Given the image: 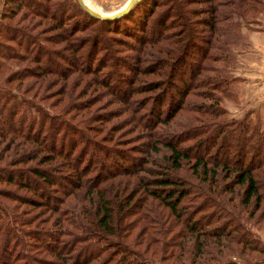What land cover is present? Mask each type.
I'll return each instance as SVG.
<instances>
[{
	"label": "trees",
	"instance_id": "16d2710c",
	"mask_svg": "<svg viewBox=\"0 0 264 264\" xmlns=\"http://www.w3.org/2000/svg\"><path fill=\"white\" fill-rule=\"evenodd\" d=\"M156 1L140 0L123 16L104 20L90 15L76 0H57L55 10L47 13L40 11L47 5L38 0H7L5 13L8 7L15 4L17 8L42 18H53L56 29L62 32L54 35L58 43H68L74 53L82 51V59L86 58L85 66H78L80 71H76L92 73L97 83L111 95L114 94L116 101L126 102L128 111L132 112L133 123L137 129H144L148 139L146 144L134 149L111 146L102 137H96L103 130L95 128L94 133L85 122L76 120V116L70 119L62 112L50 114L49 110L38 106L39 116L50 120L52 126L50 133L53 140L41 141L38 133L32 136L25 132V127L29 129L25 122H14L16 115L23 119L15 106L20 101L16 93H11L9 87L0 83L3 86L0 90L5 93H0V126L3 127L0 128V136L16 140L15 149L26 157L24 164L38 161V167L30 173L16 171L18 175L15 178L11 173L5 174L0 166V183L18 184L20 188L32 191L40 198V208L46 209L45 213L49 212L47 220L51 221L50 225L41 220L29 227L33 224L31 218L20 215L0 199V264H159L163 260L167 264H264V238L252 231L246 219L230 214L222 202L227 200L224 195L227 191L234 194L245 191L243 205L249 206L252 198L258 204L263 202L264 157H260L264 153V132L246 121L240 125L239 133L230 130L226 123H215L224 114V110L216 106L220 98L211 94L221 84L216 81L217 78H212L208 82L209 88L201 92L212 101L210 105L194 107L187 104V97L194 95L199 86L206 85L201 79V73L206 68L204 62L212 59L223 62V67L227 65L234 57L232 46H237V38L242 40L243 37L236 32V20H243L244 25L249 17L258 20L264 0H202L209 3L206 10L208 18L201 23L195 19L196 24L207 28L208 35L202 38L205 47L194 44V24L190 25L189 14H184L182 0H162L169 2L173 14L151 22L147 14L151 15ZM61 15L70 21L68 25L63 23ZM3 23L0 22V36L8 40L10 51L5 53L1 48L0 58L3 60H0V69L2 63L10 66L13 64L11 61L25 60L32 62L35 71L40 74L56 72V76L60 77L76 72L63 66L59 60V55L63 53L58 55L59 51L48 47L43 38L36 34H23L25 41L22 43L21 37L16 40L11 31L5 33L7 29ZM5 23L8 24L7 21ZM92 24L93 27L95 24L100 27L95 36L93 34L82 45L72 42L76 33L88 30ZM165 28L172 30L159 37L165 41L159 45L155 41L156 36L162 34ZM147 29L148 37L145 33ZM104 30L125 35L124 40L118 36H114L113 40L123 43L126 48L137 49L147 44L156 46L157 52L172 58L171 63L176 62L180 54L176 55V51H183L188 57L189 50L194 49L200 55L193 65L188 64V71L179 70L177 63L174 67L167 60L158 61L155 70L152 68L153 73L156 71L160 75L159 83L153 90L162 89L164 92L151 99L149 96L141 103L133 97L148 92L136 84V75L142 67L138 61L132 64L126 58L127 65L124 57L117 56L118 47L115 45L119 44L114 41L113 44L107 43L110 37L105 36ZM230 32L233 35L230 36ZM20 39L21 43H18ZM13 42L22 46L24 52L12 48L9 43ZM98 49L99 52L104 49L102 56L97 57ZM76 57L74 60L78 62ZM120 66H125L128 74L119 75ZM178 71L179 83L171 82L169 85V78L175 81ZM212 73L216 75L213 69ZM168 74L171 76L168 77ZM121 76H126V80ZM123 81L127 84V94L121 92ZM173 87L177 94L169 90ZM25 99L21 103H36L30 102V98ZM186 107L194 112L192 126L170 134L188 121L185 115H181L180 124L175 119L177 113ZM196 122L199 124L195 125ZM6 123L9 124L8 129L5 128ZM61 132L67 136V146L64 142L57 143ZM234 139L241 141L243 149L239 164L234 163L236 160L230 162L212 155L216 146L232 144ZM192 141L203 147V151L189 146ZM252 143L257 146L260 156L257 157L258 164L254 165L245 162L248 146ZM158 155H163L166 162L161 164L153 159ZM192 158L196 161L193 164L194 180L186 174L189 170L186 165H190ZM184 170L186 172H182ZM222 173L226 175L224 180ZM233 173L235 176L228 182ZM236 185L244 189H237ZM131 187V194L125 192ZM56 189L59 191L56 192ZM81 190L86 194L89 207L71 205L70 197ZM53 192L60 193L63 201ZM156 207L162 209L160 216L163 219L160 221L153 215ZM52 225L55 230L50 229ZM137 227L144 230L146 243L137 242L132 236ZM155 242L160 243V261L154 257L156 252L150 250L152 247H148Z\"/></svg>",
	"mask_w": 264,
	"mask_h": 264
},
{
	"label": "rangeland",
	"instance_id": "374dc122",
	"mask_svg": "<svg viewBox=\"0 0 264 264\" xmlns=\"http://www.w3.org/2000/svg\"><path fill=\"white\" fill-rule=\"evenodd\" d=\"M38 1H41L43 2V4L47 5V7L40 10L41 12L47 13L55 10L54 6L56 5L57 0ZM61 1L62 0H60V2ZM88 1L92 6L98 8L101 13H110L121 8L127 0ZM182 1V4L181 2L180 4L182 10L184 11V14H189L190 25H192V22L194 24V26L192 25V28L194 27L193 32H195L196 37L194 39V44L205 47V43L202 41V38H204L205 36L207 37L208 31L204 25L196 24V19H199L198 21L200 23L203 22L204 19L207 20L208 13H206V10L209 3L202 0ZM6 4L7 0H0V22H4L2 25H4L7 29H4L5 33L11 31V34L13 36H16V40L21 37L22 43L25 41L23 34H36L37 37L43 38L42 41H45V44L48 47L53 48L54 50H56V52L59 51L58 55L60 53H63L62 55H59V60L61 61L63 66L69 67V70L76 71L79 70L78 66H85L84 62L86 58L82 59V51V53L80 52V54H76L73 52V48L71 49L70 46L67 45L68 43H58V38H55L56 36L54 37V35H60L62 32L56 29V26L54 25L55 21L53 18H42L38 15L29 13L24 9L17 8L15 4L8 7V10L6 9L5 13L3 12V10L5 9ZM150 14L151 15L147 14V17L151 19L152 22L153 19H156L157 21L161 17L166 18L168 15H172L173 13L171 12V9H169L168 1L158 0L153 3L152 11L150 12ZM61 16L63 17V15ZM135 19L137 22V16H135ZM254 20L250 17L247 18L246 25H244L243 20H236V22H238L236 32L240 36L242 34L243 37L242 40L241 38H237V46H232L231 48V50L233 49L234 57L232 59L230 58L225 67H223L224 63L221 61L215 62L212 59L205 61L204 64H206V68L201 73V79L203 82H206V85L199 86L196 89L194 95H190L189 97H187V104H189L190 106L207 107L212 103V101L208 100L207 95L201 92L209 88L208 82H210L212 78H217L216 81L221 82V84L219 85V87H217L216 91H212L211 94L214 98H220V101L216 104V106L219 107L220 110H224V114L222 115L221 120L216 119L215 123H226L227 127L230 130H233L235 133L240 132V125H242L245 121L252 125L258 126L259 130L261 132H264V8L263 11L259 13L258 20ZM6 21L8 24L5 23ZM62 21L67 25L69 24L68 22H70L66 17H63ZM177 21L178 19H176V22ZM168 30L172 29L168 28ZM168 30L165 28L162 34L160 33L157 36L156 33L154 34L157 37L155 40L156 42H158L157 44H164V39L162 40L159 37H162L167 32H170ZM99 31L100 27L98 26V24H95L94 27L92 24L89 26L88 30L79 31L78 33H76L71 40L72 42H76L75 44L82 45L86 40L91 38L93 34L95 36ZM1 32H3V30ZM104 33L105 36H109L111 39L108 40L107 38V43L112 41L117 42L116 40H113L114 36H118L123 40L124 38H126L125 35L115 34L112 31L110 32L109 30H104ZM145 33L148 37V29L147 31H145ZM229 35H233L232 32H230ZM2 37L0 36V51L2 48L3 52H9L10 50L7 46L8 40ZM21 39L18 41V43H21ZM51 39L57 40L54 41ZM47 40L50 41L48 42ZM192 40L193 38H191V42ZM26 43L27 41L25 42V44ZM9 44L12 45V48L24 52L22 46H20L16 42ZM118 44L119 45H115L116 47H118L115 53L117 56L124 57V62L127 65L129 64V62H127L126 58H128L132 64H137L139 62L140 66L142 67L140 69V72L136 75V84L140 86L139 88L141 90H148V92L139 93L137 94V96L133 97L136 101L138 99V101H140L141 103L149 99V96L151 99L157 94H162L164 92V90L162 89L156 90L155 92L153 90V88L157 87L159 83L160 75L156 73V71H154L153 73V70H155L154 68L158 64V61L167 60L169 61L171 66L173 65L174 67L177 63V67L179 68V70H181L182 68L183 70L188 71V64L193 65L197 60V57H199L200 55V53L196 50L194 51V49L189 50L190 55L188 57L184 56V54L182 53L183 51H176V55L179 53L180 54L177 56L176 62L171 63L172 58L157 52L155 50L157 49L156 46L147 44L142 47H138L137 49H131L130 46H127V48L123 47V43ZM103 51L99 52L98 49L97 52L99 53L97 57L101 55ZM147 52L150 53L149 56L147 55ZM76 55L78 62L74 60ZM160 55H162V57ZM219 58L222 57L220 56ZM0 60H3V58H0ZM182 60H186L187 63ZM11 62H13V64H11L10 66L6 65V63H2V69H0V83L4 84V86L9 87L8 90H10L11 93L17 94V100L20 102H16L15 106L22 114L23 119L20 120L19 115H16L14 118V122H25L27 124L26 126H29V129L25 127V132L31 133L32 136L38 133L41 141L51 142V140H53L50 133V131L52 130L50 120L39 116L38 106H41L46 111L49 110L50 114H59L60 112H62L70 119H73L76 116V120L85 122L88 129H91L94 133L95 128L96 130H103L101 135L99 134L96 137H102L105 141L108 142L107 144L111 146L114 145L115 147H127L134 149L140 147L142 144L147 143L146 141L148 138L145 137L144 129H142L143 131L137 129V126H135L132 121V112L128 111L129 108L128 106H126V102L123 103L122 101H116L117 99L114 98V94L111 95L105 89V87H103L100 83H97L93 78L94 75L92 73H82L76 71L57 77L55 74L56 72L54 74L37 73L35 71L33 63L29 61L22 60ZM53 69L56 70L55 68ZM212 69L215 70L216 75L212 73ZM118 71L119 75L120 73H125V75L128 74L125 66H120ZM177 74L180 77V71L176 73L175 81H171V79L169 78V85L171 84V82H174L175 84L179 83V77L177 76ZM170 76L171 74H168V77ZM122 78L126 80V76ZM133 80L134 79H132V81ZM116 84L117 83H113V85ZM0 87L3 86L0 85ZM120 87L123 88L121 92L127 94L125 93L127 92L126 81H123ZM169 90H172V94H177L174 87L170 88ZM0 93L5 95V93L1 90ZM25 97L30 98L28 99L30 102L34 101L36 103H21L27 100L25 99ZM164 100L166 101V95L164 96ZM136 103H131V105ZM181 115H185L186 117H188V121L185 122L182 127H176V129L173 130L170 134H174L177 131L179 132L182 129H185L184 127L190 128L192 126V122L194 121V112L190 111V108L187 107L184 109V111H179L175 118L179 124L183 119V116ZM208 120L209 119L206 118L207 122ZM197 124L199 123L196 122L195 125ZM236 124L239 126H237ZM8 125L9 124L6 123V129H8ZM0 128L3 127L0 126ZM66 137V134L61 132V134L57 138V143L59 144L60 142H64L65 144ZM9 139V136L5 139L4 137L0 136V166H2L5 174L11 173V175L15 178L18 175L16 171L30 173L32 169L38 167L36 164L38 161H31L30 163L24 164L23 161L26 157L18 153V151L15 149L16 140L10 141ZM67 141L68 139H66V143ZM149 145L151 146L150 143ZM197 145L198 144L195 141L189 143V146L193 147L194 149L197 147L196 149H198L199 151H203V147H198ZM65 146H67V144H65ZM242 150L243 149L241 147V141L234 139L232 141V144L229 143L226 146H216V148L212 150V155L219 156L223 160L227 159L230 162H232L231 160H236L234 163L239 164L241 162ZM237 151L239 152L237 153ZM247 152L248 156L245 159V162L250 163V165L258 164L257 157L260 156L257 151V146L253 143L249 144ZM228 156L229 158H227ZM262 157H264V153L261 154L260 158ZM153 159L159 161V163L161 164L166 162V160L163 158V155H158ZM189 162L190 165H186V169L188 170L189 168L188 173L186 174H188V178L194 180L193 164L196 161L194 158H192ZM182 172L186 171L184 170ZM234 176V173L230 174V178L227 179L228 182ZM225 177L226 175L222 173L223 180L225 179ZM197 181L200 182V180ZM17 185H9L5 182H1L0 199L14 208V210L20 215L31 218V222H33V224L31 223L29 227H31L32 225L34 226L35 224H37V222H41V220L44 221L45 224L50 225L51 221L47 220L49 212L45 213L46 209H41L40 205L38 204V202H40V198L32 191L24 190ZM236 186L237 189H244L243 186ZM131 189L132 187L126 191H123L130 192L131 194L133 192V190ZM51 190L53 189L51 188ZM57 191H59V189H56V192ZM56 192H53L52 194L61 197L59 195L60 193L56 194ZM245 193V191H238V193L235 192V194L230 191L224 192V195L226 194L227 200H222V202L226 205L227 211L230 214H233V216L239 219H246L247 222L251 225L249 227L252 229V231L257 233L260 238H264V199L263 202L258 204L256 199L252 198L249 206L246 204L243 205V202L245 200ZM262 194L264 198V190L262 191ZM85 195V192L81 190L74 196H71V205L77 207L87 205V207H89V201L85 199ZM3 196H5L6 198ZM60 199L62 200L63 197H61ZM215 199L217 200L218 197H215ZM161 211L162 209L160 210L158 207H156V211L153 213V215L157 217V221L163 219L162 216H160ZM165 214L166 213H164V215ZM50 229L55 230L56 227L52 225L50 226ZM131 234L137 242L146 243L144 230H140L137 227L132 231ZM148 247H152V249H149L156 252L154 257L158 258V260L161 259L162 251L160 249V243L155 242L154 245H148ZM236 247H239V245ZM232 259L235 258L232 257ZM236 260L239 261L237 257ZM159 264L167 263H165V261L163 260Z\"/></svg>",
	"mask_w": 264,
	"mask_h": 264
},
{
	"label": "water",
	"instance_id": "95a60500",
	"mask_svg": "<svg viewBox=\"0 0 264 264\" xmlns=\"http://www.w3.org/2000/svg\"><path fill=\"white\" fill-rule=\"evenodd\" d=\"M77 1L80 4V6L85 11H87L90 15L96 18H99V19L112 20V19L121 17L124 14H126L132 8V6L135 3L139 2L140 0H127L126 3L121 8H119L118 10L112 11L110 13H98L92 8H90V6H88L84 0H77Z\"/></svg>",
	"mask_w": 264,
	"mask_h": 264
},
{
	"label": "bare ground",
	"instance_id": "6f19581e",
	"mask_svg": "<svg viewBox=\"0 0 264 264\" xmlns=\"http://www.w3.org/2000/svg\"><path fill=\"white\" fill-rule=\"evenodd\" d=\"M84 1L86 2V4L88 6H90V8H93V10H95L96 12L101 13L100 10L98 8L92 6L91 3L88 0H84Z\"/></svg>",
	"mask_w": 264,
	"mask_h": 264
}]
</instances>
